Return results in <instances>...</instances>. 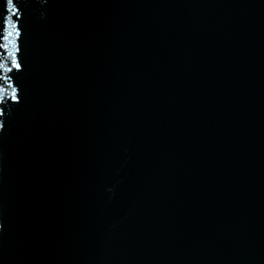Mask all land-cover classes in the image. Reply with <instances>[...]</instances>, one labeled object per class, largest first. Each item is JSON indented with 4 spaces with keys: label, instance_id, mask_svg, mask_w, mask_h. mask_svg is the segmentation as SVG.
Segmentation results:
<instances>
[{
    "label": "water",
    "instance_id": "1",
    "mask_svg": "<svg viewBox=\"0 0 264 264\" xmlns=\"http://www.w3.org/2000/svg\"><path fill=\"white\" fill-rule=\"evenodd\" d=\"M14 2L0 264H264V0Z\"/></svg>",
    "mask_w": 264,
    "mask_h": 264
},
{
    "label": "snow or ice",
    "instance_id": "2",
    "mask_svg": "<svg viewBox=\"0 0 264 264\" xmlns=\"http://www.w3.org/2000/svg\"><path fill=\"white\" fill-rule=\"evenodd\" d=\"M21 15L20 9L14 0H3L0 10V102L10 99L18 102V88L14 87L15 81L11 75L13 69H22L17 57V37L21 35L17 18ZM10 65V66H9Z\"/></svg>",
    "mask_w": 264,
    "mask_h": 264
}]
</instances>
